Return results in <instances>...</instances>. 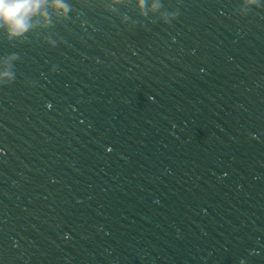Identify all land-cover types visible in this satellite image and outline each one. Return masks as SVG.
Listing matches in <instances>:
<instances>
[{
  "label": "water",
  "instance_id": "95a60500",
  "mask_svg": "<svg viewBox=\"0 0 264 264\" xmlns=\"http://www.w3.org/2000/svg\"><path fill=\"white\" fill-rule=\"evenodd\" d=\"M25 19L0 23V264H264V0Z\"/></svg>",
  "mask_w": 264,
  "mask_h": 264
},
{
  "label": "clouds",
  "instance_id": "9594fccd",
  "mask_svg": "<svg viewBox=\"0 0 264 264\" xmlns=\"http://www.w3.org/2000/svg\"><path fill=\"white\" fill-rule=\"evenodd\" d=\"M41 2L42 0H0V23L9 25L13 31L25 30V18Z\"/></svg>",
  "mask_w": 264,
  "mask_h": 264
}]
</instances>
